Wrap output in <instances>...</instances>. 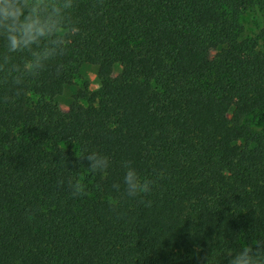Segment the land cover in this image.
I'll use <instances>...</instances> for the list:
<instances>
[{
    "label": "trees",
    "instance_id": "1",
    "mask_svg": "<svg viewBox=\"0 0 264 264\" xmlns=\"http://www.w3.org/2000/svg\"><path fill=\"white\" fill-rule=\"evenodd\" d=\"M250 10L261 28L243 38ZM69 13L79 33L36 75L0 40V264H228L264 239V136L245 124L264 127V1L73 0ZM84 65L100 88L85 82L62 112ZM92 152L106 173L87 169ZM125 162L148 194L127 195Z\"/></svg>",
    "mask_w": 264,
    "mask_h": 264
},
{
    "label": "clouds",
    "instance_id": "2",
    "mask_svg": "<svg viewBox=\"0 0 264 264\" xmlns=\"http://www.w3.org/2000/svg\"><path fill=\"white\" fill-rule=\"evenodd\" d=\"M72 8L73 0H0V40L6 49L2 55L11 58L14 53H27L28 58L23 62L25 73L38 74L49 61L62 56L71 38L79 33L80 29L69 13ZM22 83L19 79L12 81L17 86V94ZM84 159L91 172L106 173L109 167L108 158L98 152L88 153L81 160ZM124 167L123 184L127 195L148 194L153 181L142 179L130 162H125ZM59 183L63 184V181ZM68 187L74 197L86 194L84 185L78 180H70ZM112 187L117 191L120 189L119 184ZM228 264H264V239L254 240L235 253L230 252Z\"/></svg>",
    "mask_w": 264,
    "mask_h": 264
},
{
    "label": "rangeland",
    "instance_id": "3",
    "mask_svg": "<svg viewBox=\"0 0 264 264\" xmlns=\"http://www.w3.org/2000/svg\"><path fill=\"white\" fill-rule=\"evenodd\" d=\"M264 1V0H263ZM240 24L243 28V38H248L253 36L260 28L261 23L254 11H246L239 18ZM119 71V67L115 68L114 75ZM88 84V89L90 91H97L100 88V84L96 75V68L93 66L84 65L81 67L79 75L74 80V85L71 87H66L62 95L56 99L57 105L62 112H67L69 105L71 103V98L78 88H82L84 83ZM86 105L85 102H82ZM258 115V114H257ZM257 116L249 115L245 120V124L251 128L253 132H257L264 136V127L257 131L255 129Z\"/></svg>",
    "mask_w": 264,
    "mask_h": 264
}]
</instances>
